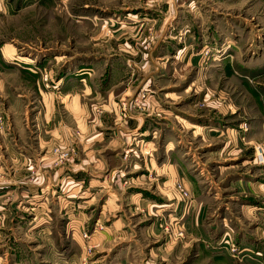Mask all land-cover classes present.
Returning <instances> with one entry per match:
<instances>
[{"label":"rangeland","instance_id":"374dc122","mask_svg":"<svg viewBox=\"0 0 264 264\" xmlns=\"http://www.w3.org/2000/svg\"><path fill=\"white\" fill-rule=\"evenodd\" d=\"M157 40L163 44L160 56L166 46L169 48L158 63L157 87L168 86L166 90L176 93L171 97L177 105V116L188 111L196 115H189V120H196L204 128L200 134L187 124L171 130V135L181 141L171 161L181 163L182 173L172 169L171 181L160 185L148 173V182L155 184L153 195L166 202L140 211L144 219L137 224V262L146 261L148 251L153 249L160 263H166L160 257L167 259L168 255L172 256L171 264H231L211 259L207 252L214 251L227 254L235 264H264V234L259 231V227L264 228V220L251 218L243 206H264V191L253 186L263 184L264 189V160H257L255 153L257 145L264 148V0H0V50L11 44L17 56H59L54 62L45 61V69L40 71L47 73L48 82L52 80L50 72L61 74L68 63L76 70L96 67L95 77L101 79L106 64L112 62V58L106 61L107 56L116 53L117 60H122L132 50L138 53L142 73L147 74L152 67L146 63L147 53ZM18 60L11 59L16 67L7 65L4 69H18L23 65ZM8 75L5 80L18 83V72ZM155 86L141 85L134 94V99L139 96L140 108L144 107V97L152 101L153 106H147L149 114L150 108H162L158 92L153 91ZM140 89L143 91L139 94ZM125 102L120 95L106 94L91 95L88 100L95 117L108 116L112 122L121 123L124 118L119 121L117 115ZM160 115L162 109L155 112V116ZM170 119L177 120L173 116ZM4 126L0 115V131ZM79 137L78 130L70 132V142L60 141V145L51 147L53 165H66L77 156ZM61 151H68L66 161L60 158ZM122 160L125 163L111 180L117 181L118 191L126 196L135 187V176L124 172L132 167L127 156ZM239 180L257 188L238 190L233 184ZM180 185L187 191L186 197L179 191ZM15 191L11 192L12 200L21 189ZM133 221H140L139 216ZM23 222L12 215H0V264H117V247L126 244L123 251L128 247L126 239L118 245L115 238L108 241L107 252V246L96 248L89 244L87 228L75 235L72 230L67 238L63 216L56 219L61 234L56 239V233L54 239L47 240L24 236L20 232L27 228ZM94 226L106 229L100 222ZM7 227L14 229L9 239L1 235ZM244 230L263 235L257 246L240 244ZM52 240L60 248L74 249L75 255L65 250L63 255L51 257L48 247ZM118 255L121 258L126 253Z\"/></svg>","mask_w":264,"mask_h":264},{"label":"crops","instance_id":"0c3cea01","mask_svg":"<svg viewBox=\"0 0 264 264\" xmlns=\"http://www.w3.org/2000/svg\"><path fill=\"white\" fill-rule=\"evenodd\" d=\"M5 45L0 50V60L3 62L0 66V115L3 116L5 124L0 131V215L5 218L12 215L15 220L24 219L23 225L27 228L20 231L24 236L34 235L46 240L54 239L55 233V239L61 236L55 223L58 217L63 216L66 223L63 232L67 238L72 230L75 235L80 229L87 228L90 234L89 244L95 245L96 248L107 246L104 250L106 252L110 239H118V245L126 239L128 247L125 251L123 248L126 244L116 249L117 264H171L172 256L168 255L167 259L160 257L161 260H166V263L157 262L158 254L153 249L148 251L146 261L138 263L140 248L136 246L135 241L136 236L139 237L137 224L144 219L140 211L149 209L151 205L159 207L166 202V199L161 200L153 195L155 184L148 182V173L150 177H156L158 185L171 181L172 169L182 173L181 163L171 161L181 142L179 136L171 135V130L174 126L177 130L183 129L184 124H187L193 132L200 134L199 130L204 128L196 120H189V115H196L188 111L183 110L186 115L177 116L174 111L177 105L171 97L176 93L166 90L168 86L157 87L160 81L155 78L159 76L156 74L159 72L158 63L168 53V46H164L165 52L161 56L159 50L163 44H159V40L149 49V59L146 63H150L152 67L147 74L142 73L138 53L132 50L131 55L126 54L122 60H117L119 55L116 53L107 56L106 61L112 58V62L106 64L108 67L101 79L95 77L96 67L76 70L75 66L70 69L68 63V69L63 73L50 72L52 80L46 83L50 87L47 88L41 80L44 72L40 71L45 69V61L54 62L59 56H48L45 53L17 56L13 45ZM177 49L180 50V46H177ZM11 59H19L18 62L23 65L18 64L19 67L15 70L4 69L7 65L9 68L16 67L17 63ZM16 72L20 77L18 83L5 80L10 76L8 74ZM93 78L96 79L93 81ZM149 83L150 87L156 83L157 90L153 91L158 92L163 116H155V112L161 111L160 107L156 106L154 110L150 108L149 114L147 106L152 107L153 104L145 97L144 107L128 110L132 104L138 105L139 96L134 99V94L139 87ZM162 90L165 91L161 92ZM142 91L140 89L139 94ZM103 94L125 98L126 102L122 103L117 115L119 121L121 116L124 118L123 123L112 122L108 116L95 117L88 100L91 95L102 97ZM58 95L63 100L59 99ZM170 116L177 119L176 122L172 121ZM76 130L80 132L77 156L67 161L66 165H53L51 147L60 145V141L70 142V132ZM147 145L148 151H145ZM124 155L132 164V167L130 165L131 168L124 172L127 175L133 173L135 176V187H131L134 189L126 196L118 191L117 181L111 180L112 174L119 171L121 164L125 163L122 160ZM236 182L233 187L238 190H253L258 187L264 191L261 187L263 184L252 187L247 182L240 183L242 180ZM19 189V195L12 200L11 192ZM243 206L247 207L246 211L250 212L251 218L258 222L262 218L264 220V206ZM134 216H139L140 221H133ZM96 222L103 223L106 229H97L94 226ZM259 231L264 234V228L262 230L259 227ZM260 233L242 231L244 241L241 240L240 244L257 246L256 241L263 237ZM13 234L14 229L9 227L1 232L6 239ZM253 237L257 239H252ZM85 246L83 243L84 252ZM48 250L51 257L54 254L63 255L65 250L66 254L75 255L74 249L60 248L53 240ZM124 252L126 255L120 258L118 254ZM207 253H211V259L227 260L226 263L235 264L225 253ZM247 262L243 264H263Z\"/></svg>","mask_w":264,"mask_h":264},{"label":"built area","instance_id":"2783aa9c","mask_svg":"<svg viewBox=\"0 0 264 264\" xmlns=\"http://www.w3.org/2000/svg\"><path fill=\"white\" fill-rule=\"evenodd\" d=\"M42 79H43V81L45 82V83H47L48 81V75H47V73L45 74H43V76H42ZM139 108V109H141L138 105L136 106V104L134 103V104H132L129 108H128V110L129 111H131V109H133V108ZM128 110L126 111V112H128ZM130 115V114H129ZM57 151H58V149H55V152L57 153ZM255 153H256V157H257V160H259L260 162H263V160H264V156H263V154H264V148H263V146H261V145H257L256 147H255ZM68 155H69V153H68V151H61L60 152V158L63 160V161H66V158L68 157ZM179 191L181 192V194L182 195H184V197H186L187 195H188V193H187V191L184 189V187L182 186V185H180L179 187ZM242 253H243V251H242ZM246 252H244V254H245Z\"/></svg>","mask_w":264,"mask_h":264}]
</instances>
